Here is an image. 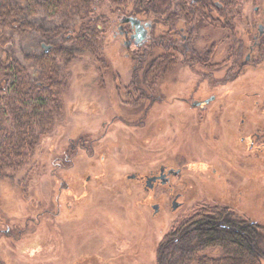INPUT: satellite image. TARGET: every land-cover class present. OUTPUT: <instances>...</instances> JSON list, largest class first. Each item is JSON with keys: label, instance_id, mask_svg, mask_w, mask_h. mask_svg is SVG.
<instances>
[{"label": "rangeland", "instance_id": "rangeland-1", "mask_svg": "<svg viewBox=\"0 0 264 264\" xmlns=\"http://www.w3.org/2000/svg\"><path fill=\"white\" fill-rule=\"evenodd\" d=\"M215 1L222 12L241 7L236 22L245 30L244 54L251 53L264 24V0L232 6ZM122 2L96 7L107 15L105 29L90 48L73 46L72 58L61 59L53 49L72 45L65 33L54 32L62 17L42 10L28 16L37 30L6 33L4 44L0 37V59L18 58L32 72L37 67L25 57L51 51L63 82V110L51 133L41 136L22 166L0 175V264H157L171 227L214 206L264 226V149L255 151L249 138L264 132L263 56L254 67L261 57L256 48L234 82L219 85L225 77L216 73L214 87L203 83L200 92H187L184 85L201 78L177 52L182 41L176 37L186 33L203 48L216 40L219 62L227 55L221 38L231 42L240 35L215 25L217 17L214 23L203 15L185 24L179 0ZM126 15L150 23L146 44L126 42L133 30L122 22ZM43 44L51 45L48 51ZM206 98V105L193 104ZM162 165L179 172L166 184L149 186L148 176ZM204 253L217 256L221 250Z\"/></svg>", "mask_w": 264, "mask_h": 264}, {"label": "trees", "instance_id": "trees-1", "mask_svg": "<svg viewBox=\"0 0 264 264\" xmlns=\"http://www.w3.org/2000/svg\"><path fill=\"white\" fill-rule=\"evenodd\" d=\"M122 1L0 0L2 44L7 42L8 35L26 36L37 30L38 25L28 16L42 10L49 17H62V25L54 32L65 33L72 45H56L53 49L61 59L72 58L73 46H79V51L90 48L98 42L99 31L105 29L107 15L95 11L96 7L111 8ZM138 1L147 5L153 0ZM241 1L244 0H226V4L232 6ZM211 4L214 0H179L178 5L183 10L196 8L203 18L208 16ZM185 13L189 16V11ZM25 59L33 62L30 65L36 66L37 72L18 58L0 59V175L7 167L18 169L34 154L41 136L51 133L63 110L61 71L52 52L39 57L27 55ZM210 248H218L221 253H204ZM263 260L264 226L230 212L225 206H214L171 227L160 242L157 264H262Z\"/></svg>", "mask_w": 264, "mask_h": 264}, {"label": "flooded vegetation", "instance_id": "flooded-vegetation-1", "mask_svg": "<svg viewBox=\"0 0 264 264\" xmlns=\"http://www.w3.org/2000/svg\"><path fill=\"white\" fill-rule=\"evenodd\" d=\"M241 7L239 6H232V7H227V11L222 12V3L220 1H215V3L212 5H210L208 7V19L210 22L214 23V19L215 17H217V19L219 20V22H216L215 25H220V27H222V29H228L229 31H232V35L235 36H239L241 38H233V41H229L230 38L229 37H225V38H221V40L224 42L223 44H226V46L223 45V51L227 52V55L225 53L222 60L219 62L214 61V51L216 50V46L217 44L215 43V41H212L210 44H208L205 48H203L202 46H200L197 43L196 39H193L191 37H187L186 33H181V36H177V40L182 41V46L181 47H176L177 52L184 56L185 59V63L186 66L188 67V70L193 72L196 75H199V77L201 78V80H198L194 83H189V85H184L187 88V92L191 91V93H197L200 92L202 88H204V84L205 83V87L208 88L209 85L213 86V77L216 76L215 74L217 73H222L223 76L225 77V80L223 82H219V85H223L225 86V84L229 83V82H234L236 81L241 74L246 72V67L247 65L250 63L251 64V57L253 56L252 52H254V50L257 48L259 54L261 55V57L256 60V63L254 67L257 68V65L260 64L262 65V56H263V60H264V55L262 54V51H264V47H262L263 42L260 39L261 36H264V24L263 23H259V27H258V34H256L254 36L253 39V44L249 45V49L251 51V53H248L246 56L244 54V49L246 50V45L244 43V28L240 27V24L236 22L237 19H239L241 10ZM185 10L189 11V16L185 13L188 11H184L182 8L179 9V12L181 13V11L183 12V17L181 19H184V23L185 24H189V25H194L195 23H197L198 21V14L195 13L194 14V10H196V8L193 9L192 8H185ZM193 11V12H192ZM197 11V10H196ZM197 14V15H196ZM231 16V17H230ZM232 18V19H230ZM232 20V21H230ZM236 22V24H235ZM122 25H120V29ZM186 26L182 27V30L185 29ZM133 30L131 29V33H130V38L128 41V44L130 43V40H133L135 43V38L131 39L132 34L135 32V28L132 27ZM181 30V32H182ZM124 32V31H122ZM128 30H126L125 35H128ZM246 33V32H245ZM148 30H147V34H146V39H145V44H146V40L148 39ZM229 35V34H227ZM243 39V40H242ZM220 40V41H221ZM142 44V43H141ZM140 45V44H138ZM263 48V49H261ZM161 58L164 59V56H162ZM158 59V58H157ZM160 60V59H159ZM161 65V64H160ZM161 66H159L160 69ZM181 67V64H180ZM194 69H196L197 71L194 72ZM244 70V71H243ZM159 73V71H158ZM202 76V77H201ZM181 78V69L179 70L178 73V79ZM180 85H182L184 82L179 81ZM208 85V86H207ZM218 85V86H219ZM217 86V87H218ZM214 87V86H213ZM257 92V90H256ZM260 92V91H258ZM213 97L209 98L212 99ZM208 98L202 100V101H198V100H194L193 104L197 105V103H199L200 105H206L207 102L209 101ZM207 101V102H206ZM243 121V119H241ZM250 138V147L251 148H255V151H262L264 149V132L261 130H257L254 131L252 134L249 135ZM242 140L247 139V137L242 136L241 137ZM179 172V169L176 170L174 167H167L166 165H162L160 167V171L158 173H152V175L148 176V184L154 185L157 182H161L163 184H166L167 182L170 181L171 175L173 174H177ZM152 180V181H151ZM179 196V195H177Z\"/></svg>", "mask_w": 264, "mask_h": 264}, {"label": "water", "instance_id": "water-1", "mask_svg": "<svg viewBox=\"0 0 264 264\" xmlns=\"http://www.w3.org/2000/svg\"><path fill=\"white\" fill-rule=\"evenodd\" d=\"M122 22H129L134 28H135V32L132 34L131 39L135 38V43L136 44H141L144 43L145 39H146V34H147V30L148 27L150 26L149 22H143L141 19L135 17V16H124L122 19ZM131 42V40H130ZM43 46H45V50L48 51L49 48L51 47V45H46L43 44ZM149 186H152L151 184H149ZM179 206V202L177 200L173 201V207L177 208ZM155 210L158 209V205L155 204L154 205Z\"/></svg>", "mask_w": 264, "mask_h": 264}]
</instances>
